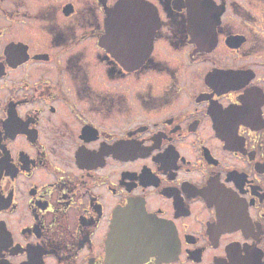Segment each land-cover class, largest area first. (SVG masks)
<instances>
[{"label":"flooded vegetation","instance_id":"flooded-vegetation-1","mask_svg":"<svg viewBox=\"0 0 264 264\" xmlns=\"http://www.w3.org/2000/svg\"><path fill=\"white\" fill-rule=\"evenodd\" d=\"M188 1L0 0V264H264V0Z\"/></svg>","mask_w":264,"mask_h":264},{"label":"water","instance_id":"water-1","mask_svg":"<svg viewBox=\"0 0 264 264\" xmlns=\"http://www.w3.org/2000/svg\"><path fill=\"white\" fill-rule=\"evenodd\" d=\"M188 3L189 6H192L196 1L189 0ZM192 14L191 12L189 15ZM145 15L146 13L142 11V7L132 1H120L112 10L108 11L107 20L109 25L104 37V44L109 47H115L112 53L117 54L120 61L138 62V60L132 58V54L135 53V51H122L121 48L127 45H132L133 47L144 44L151 45L154 31L158 28V19L155 17L156 14L152 10V18L150 20L154 22L155 26L151 27L152 23L145 19ZM145 21L150 24L146 28L143 26ZM135 27L140 31H136ZM142 37H145L147 42H144L143 39L141 40ZM146 53L147 52H145V55ZM142 61V59L139 60V62Z\"/></svg>","mask_w":264,"mask_h":264},{"label":"rangeland","instance_id":"rangeland-1","mask_svg":"<svg viewBox=\"0 0 264 264\" xmlns=\"http://www.w3.org/2000/svg\"><path fill=\"white\" fill-rule=\"evenodd\" d=\"M163 19L165 20V21H167V20H169L170 21V19L172 18V15H169V13L168 12H164L163 11ZM175 16H174V19L175 20H178L179 18L177 17L178 15H176V14H174ZM170 18V19H169ZM174 19H172V20H174ZM92 82H93V85L94 86H96V87H100V85H101V81H100V78L99 77H95V78H92Z\"/></svg>","mask_w":264,"mask_h":264}]
</instances>
